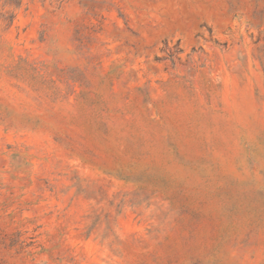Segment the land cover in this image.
<instances>
[{
  "label": "rangeland",
  "instance_id": "obj_1",
  "mask_svg": "<svg viewBox=\"0 0 264 264\" xmlns=\"http://www.w3.org/2000/svg\"><path fill=\"white\" fill-rule=\"evenodd\" d=\"M0 264H264V0H0Z\"/></svg>",
  "mask_w": 264,
  "mask_h": 264
}]
</instances>
